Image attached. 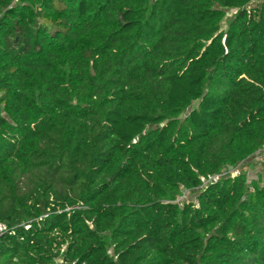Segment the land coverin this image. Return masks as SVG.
<instances>
[{
  "label": "trees",
  "instance_id": "obj_1",
  "mask_svg": "<svg viewBox=\"0 0 264 264\" xmlns=\"http://www.w3.org/2000/svg\"><path fill=\"white\" fill-rule=\"evenodd\" d=\"M263 145L264 0H0V264H264Z\"/></svg>",
  "mask_w": 264,
  "mask_h": 264
},
{
  "label": "rangeland",
  "instance_id": "obj_2",
  "mask_svg": "<svg viewBox=\"0 0 264 264\" xmlns=\"http://www.w3.org/2000/svg\"><path fill=\"white\" fill-rule=\"evenodd\" d=\"M255 1V0H254ZM234 12L233 9L226 10V17L230 16ZM225 20V19H224ZM222 28H225V22L222 23ZM257 159V158H256ZM258 160V159H257ZM259 169V160H249L248 162L239 163L234 167L225 168L222 175L230 174L234 176L240 172H245L249 179L255 178L257 176V171ZM221 175L217 176L215 179H218ZM192 194L187 191H183V194L177 198L179 201L191 199ZM194 200V199H193Z\"/></svg>",
  "mask_w": 264,
  "mask_h": 264
},
{
  "label": "built area",
  "instance_id": "obj_3",
  "mask_svg": "<svg viewBox=\"0 0 264 264\" xmlns=\"http://www.w3.org/2000/svg\"><path fill=\"white\" fill-rule=\"evenodd\" d=\"M261 151L264 152V145L261 147ZM255 157L258 159V160H262L263 158V154H256ZM217 176H212V177H209L208 180H216ZM5 230V225L3 223L0 222V233L3 232Z\"/></svg>",
  "mask_w": 264,
  "mask_h": 264
}]
</instances>
